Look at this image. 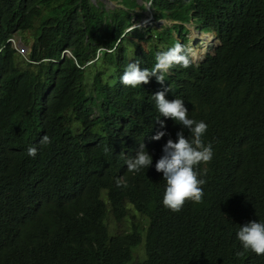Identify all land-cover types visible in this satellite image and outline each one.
<instances>
[{"label":"trees","instance_id":"16d2710c","mask_svg":"<svg viewBox=\"0 0 264 264\" xmlns=\"http://www.w3.org/2000/svg\"><path fill=\"white\" fill-rule=\"evenodd\" d=\"M115 1L134 7L137 0ZM152 2L162 17L177 18L165 1ZM201 2L205 29L215 30L220 45L176 81L166 75L161 85L152 77L149 84L111 92L114 75L81 89L72 62L59 60L62 48H71L82 62L103 35L117 38L124 24L119 15L91 0H0V45L18 33L36 32L29 38L33 60L58 61L18 68L12 48L0 56V140L9 133L38 143L45 134L72 140L59 147L67 155L58 166L80 189L70 196L57 193L22 219L0 215V264H133L142 245L146 258L135 264H264V255L244 252L236 238L243 224L264 222V0ZM171 40L169 27L152 30V57L139 51L132 56L125 47L109 66L119 72L138 61L151 70ZM165 87L166 99H183L189 118L207 124L202 140L213 150L211 161L197 168L206 181L202 202H188L178 213L162 205L165 181L155 163L177 131L190 134L171 119L159 117L163 129L156 122L152 95ZM159 130L166 135L152 140ZM141 143L152 165L133 174L126 160ZM51 146L40 145L46 164ZM49 176L59 182L58 174ZM117 179L127 187H116ZM102 189L113 207L99 199ZM111 217L130 222L112 236Z\"/></svg>","mask_w":264,"mask_h":264},{"label":"clouds","instance_id":"9594fccd","mask_svg":"<svg viewBox=\"0 0 264 264\" xmlns=\"http://www.w3.org/2000/svg\"><path fill=\"white\" fill-rule=\"evenodd\" d=\"M91 1L94 5L103 4L108 14L119 15L124 24L122 33L117 38L103 35L99 44H93L92 53L82 62L71 48H62L59 62L63 65L67 61L72 62L73 67L80 73L81 77L77 86L81 89H84L86 85L106 82L111 75L115 76L108 81V88L111 92H116L118 89L125 91L129 90L128 87L137 88L149 84L152 77L157 83L164 85L166 75L176 81L184 76L185 71L198 65L202 58L210 52L212 46L220 45L215 30L205 29L204 19L207 16L199 11L202 8L201 0H163L169 5V9L172 7L177 16L176 19L162 17L154 9L152 0H137L134 7H127L115 0ZM182 4L188 5L191 9H184ZM136 9L140 12L133 14L132 12ZM118 11H123V13ZM198 12L201 15H198ZM148 22H153V25L147 24ZM82 23L85 24L84 21ZM174 25H176L175 28ZM163 27H169L172 30V40L156 54L155 64L151 70L143 68L146 64L138 61L129 62L125 69L119 72L109 66V60L125 47L129 48L132 56L139 51L147 57H152L155 53L152 50V30H161ZM135 33L142 37L134 36ZM132 34L134 37L130 40L129 36ZM35 35L36 32L18 33L0 45V56H4L9 47L12 48L16 53L17 58L14 62L18 68L58 62L55 59H44L39 62L33 60L29 45L32 40L29 38ZM22 36H25V42H22ZM168 91L170 89L165 87L162 91H157L152 95L159 113L156 122L163 129L164 120H160L159 117L171 119L181 125L182 129H187L190 137H185L183 130H179L176 132L175 141L169 138L162 145V155L156 160L155 170L162 173L165 181L163 207L173 213H178L188 202L196 204L202 202L204 196L202 186L206 181L201 178L197 168L211 161L213 150L210 143L205 144L202 140L207 131V124L204 121L189 118V110L185 107L183 99H166L165 93ZM135 96L141 97L140 95ZM165 135V131L159 130L151 139L158 141ZM51 143L53 157L51 164H46V159H40V145L48 146ZM69 144L72 145L73 141L66 137L54 141V138L51 139L46 134L41 137L39 143L16 138L12 133L0 140L1 216H15L22 219L28 212L40 210L44 205L51 203L57 193L70 196L80 190L71 186L70 180L65 179L68 174L58 166L59 161L67 155L59 147ZM126 165L127 171L133 174L152 165V156L145 151L143 143L139 144L135 156L126 160ZM104 171L106 176H110L105 169ZM49 174H58L59 182L53 181ZM115 184L118 188L127 187L126 182L120 179H117ZM99 199L106 207H113L111 199L106 197V189L101 190ZM121 221H124L127 226L130 219L125 217ZM117 233L112 232L111 235L115 236ZM236 238L244 252H251L258 256L264 255V222L252 220L243 224L237 231ZM141 250L144 251L143 260L146 258L144 245H142L138 252L134 251L133 264L140 261L138 254ZM242 254V252L236 253L237 256Z\"/></svg>","mask_w":264,"mask_h":264},{"label":"rangeland","instance_id":"374dc122","mask_svg":"<svg viewBox=\"0 0 264 264\" xmlns=\"http://www.w3.org/2000/svg\"><path fill=\"white\" fill-rule=\"evenodd\" d=\"M139 3L142 4L141 1H139ZM137 12H140V10L139 9H136L132 13L135 14ZM185 18L187 19V17H185ZM147 24L153 25V22H148ZM22 37H23L22 38V42H25V39H24L25 36H22ZM123 225H124V221H120L119 222V221L115 220L113 217H111V219L109 221V227H110L111 231L113 232V234L117 233L119 227L120 226H123ZM143 258H144V251L141 250L139 252V254H138V259L141 261V260H143Z\"/></svg>","mask_w":264,"mask_h":264}]
</instances>
